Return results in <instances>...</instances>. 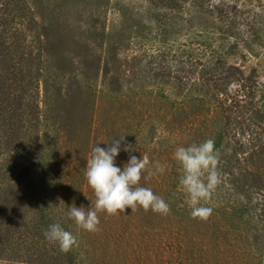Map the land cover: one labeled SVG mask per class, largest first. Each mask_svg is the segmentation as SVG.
I'll list each match as a JSON object with an SVG mask.
<instances>
[{"label": "trees", "instance_id": "obj_1", "mask_svg": "<svg viewBox=\"0 0 264 264\" xmlns=\"http://www.w3.org/2000/svg\"><path fill=\"white\" fill-rule=\"evenodd\" d=\"M92 1L0 0V264H264V204L255 197L264 185V0H143L142 12L164 44L179 33L188 40L154 50L163 57L174 52L171 88L139 92L135 110L132 103L128 107L138 113V125L158 130L185 115L189 134L214 140L224 161L223 169L218 165L226 177L221 182L235 187L239 206L207 202L209 217L193 218L186 197L180 204L176 195L182 169L165 168L163 174L145 172L140 184L168 202V215L139 206L116 215L100 212L99 231L87 232L67 210L95 200L85 178L91 150L76 151L105 145L93 137L100 120L98 90L105 91L88 75L83 82L53 83L50 76H60V69L46 66L52 49L44 26L78 22L79 37L97 42L106 35L108 18ZM86 10L89 21L83 22ZM169 68L158 73L165 83L174 72ZM110 73L105 71L103 82L112 85L107 94L127 106L123 84ZM146 99L168 110H156ZM138 151L117 166L123 168L131 155L140 158ZM151 158V169L163 165L162 158ZM191 219L196 221L188 224ZM53 223L76 237L69 251L46 239Z\"/></svg>", "mask_w": 264, "mask_h": 264}, {"label": "rangeland", "instance_id": "obj_2", "mask_svg": "<svg viewBox=\"0 0 264 264\" xmlns=\"http://www.w3.org/2000/svg\"><path fill=\"white\" fill-rule=\"evenodd\" d=\"M132 2L133 0H100V2L93 0L91 2L96 3L97 8L101 4V8L105 10V16L108 18L106 35L95 43L79 37V34L83 32V28L79 27L78 22L73 23V21H69L68 23L70 24H68L61 19L59 23L45 24L44 27L46 33L49 34V43L52 49L46 66L49 63L48 67L52 68L51 72L56 68L60 69L58 71L60 76L53 74L50 76L53 83H58L60 86H63L62 82L71 83L74 80L73 78H77L83 82L85 76L88 75L93 76L94 85L105 91L98 90V97L100 99L98 116L100 120L93 137L102 138L103 142L107 141L104 146H100L107 147L113 138L116 137L118 139L125 136L121 142L122 149L125 145L129 144L131 148L128 152L121 150L119 156L116 158V163L120 158H126L136 149L140 150L138 152L141 154L148 156L149 159H152L151 157L162 158L163 166L168 171H181L180 165L173 158L176 148L192 143L199 144L207 139L203 140L202 134L195 136L186 131L184 127L185 115L176 117L172 122L162 125L165 128L160 126L156 130L151 125L147 126L144 124L145 126H143V123L142 125H138L140 124V120L138 122V113L135 112L134 114L131 110L132 113L128 107L132 103L135 110V101L137 102L136 94L139 92H162L163 89L169 90L171 88L175 75L174 66L176 64L175 59L172 58L174 52L168 57H163L158 55L157 51L154 50L162 48V46L179 47L180 43L182 44L188 39L183 33H179L178 35L169 36V41H166L167 43L164 44V41L160 40V37L157 35L155 25L142 12L144 1L137 0V4H132ZM93 8L91 12L95 11ZM117 8L122 10V12L119 13ZM89 12L86 10L85 15H83V22L89 21ZM50 25H56V27ZM69 26L73 27L74 30H69ZM83 27L87 28V25H83ZM167 65L171 71H174L170 76L171 83H165L162 74L158 75L161 71L163 72L162 67ZM106 70H110V75L119 78L123 84V89L128 94L127 99L129 101L127 106H123L118 100L107 94L109 91L107 86L112 85L103 84ZM262 80H264V76ZM44 100V86L41 84L39 101L42 107ZM53 100L55 101V97H53ZM83 100L85 101V97H83ZM146 102L150 103L156 110L159 108L168 110V107L162 106V103H155L153 100L150 101L148 99H146ZM58 103L60 105L65 104L63 101H59ZM79 114L81 115L82 113L80 110H77V116ZM77 116L75 117L74 115V118L76 119ZM133 116H136V121L131 120ZM63 121H66V123L70 122L67 117ZM140 126L141 129L139 130ZM95 146H97L96 142L91 147L86 149L84 146V149H77L76 152L80 155H86ZM90 156L91 154H89V158ZM241 162L242 160L239 162L234 161L231 165L234 168L232 171H236ZM223 163L224 161L219 156L218 165L221 168ZM53 170L55 171L56 168ZM19 171H21V168L18 169ZM56 174H58V170ZM220 176L225 180L226 177L224 175L220 174ZM179 181L180 178L174 184L179 188V192L176 195L180 204H182L185 195ZM233 188L235 187H232L231 184L220 181V184L208 202L226 206L228 209L231 206L234 208L235 206H239L240 202H238L239 199L232 190ZM259 193L255 195L257 198L256 202L264 204V185L261 187ZM233 219L237 220L238 216H235ZM195 221L196 219H191L188 224H192Z\"/></svg>", "mask_w": 264, "mask_h": 264}, {"label": "clouds", "instance_id": "obj_3", "mask_svg": "<svg viewBox=\"0 0 264 264\" xmlns=\"http://www.w3.org/2000/svg\"><path fill=\"white\" fill-rule=\"evenodd\" d=\"M124 138L125 136L113 138L107 147H100L98 144L92 148L91 156L87 159L85 178L94 192L95 200L93 202L88 198L91 201L89 207H78L73 203L67 210V217L84 231H99L100 212L116 215L127 208H131L133 212L138 206L144 211L151 210L160 215H168L170 212L168 202L154 194L151 188L140 184L142 177L147 179L145 172L149 175L163 174L165 166L156 162L154 169H150L149 158L143 154L140 158L131 155L123 168L117 166L116 158L121 150L128 152L131 148L129 144L122 149L121 142ZM173 158L182 169L179 184L191 209V216L206 220L212 209L203 204L208 202L221 181L219 156L214 140L207 139L199 144L177 147ZM45 237L58 244L64 252L77 244L76 237L58 223L49 225Z\"/></svg>", "mask_w": 264, "mask_h": 264}]
</instances>
